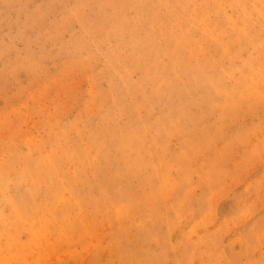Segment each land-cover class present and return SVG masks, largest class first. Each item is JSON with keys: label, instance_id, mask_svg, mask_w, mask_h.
Segmentation results:
<instances>
[{"label": "rangeland", "instance_id": "1", "mask_svg": "<svg viewBox=\"0 0 264 264\" xmlns=\"http://www.w3.org/2000/svg\"><path fill=\"white\" fill-rule=\"evenodd\" d=\"M0 179V264H264V0H0Z\"/></svg>", "mask_w": 264, "mask_h": 264}, {"label": "bare ground", "instance_id": "2", "mask_svg": "<svg viewBox=\"0 0 264 264\" xmlns=\"http://www.w3.org/2000/svg\"><path fill=\"white\" fill-rule=\"evenodd\" d=\"M250 5V4H249ZM190 12V11H189ZM122 32V31H121ZM134 43V42H133ZM164 43V42H163ZM181 45V44H180ZM180 49V48H179ZM88 50V49H87ZM155 53V52H154ZM168 54V53H167ZM176 54V53H175ZM153 55V54H152ZM173 57V56H172ZM157 58H159V57H157ZM145 59V58H144ZM172 59V58H171ZM190 59V58H189ZM141 60V59H140ZM151 61V60H150ZM171 61V60H170ZM175 61V60H174ZM164 62V61H163ZM146 63V62H145ZM178 63V62H177ZM138 64V63H137ZM158 64H160V63H158ZM131 65V64H130ZM144 65V64H143ZM142 65V66H143ZM132 66V65H131ZM181 66V65H180ZM123 67V66H122ZM144 67V66H143ZM148 67V66H147ZM163 67V66H162ZM176 67V66H175ZM154 68V67H153ZM184 69V68H183ZM113 70V69H112ZM124 70V69H123ZM156 72V71H155ZM150 74H151V72H149ZM153 74H155L154 72H153ZM172 78V77H171ZM178 79V78H177ZM140 80V79H139ZM148 80H149V77H148ZM150 81V80H149ZM152 81V80H151ZM166 81V80H165ZM244 81V80H243ZM150 83V82H149ZM155 83V82H154ZM179 83V82H178ZM153 85V84H152ZM181 86V85H180ZM162 87H163V85H162ZM243 87V86H242ZM151 88V87H150ZM240 90V89H239ZM167 91V90H166ZM151 93V92H150ZM154 93V92H153ZM155 98V97H154ZM158 98V97H157ZM163 98V97H162ZM177 98V97H176ZM111 100V99H110ZM154 100V99H153ZM144 102V101H143ZM155 102V101H154ZM220 102V101H219ZM171 103V102H170ZM172 105V104H171ZM102 106V105H101ZM237 111V110H236ZM112 112V111H111ZM227 112V111H226ZM175 114V113H174ZM208 114V113H207ZM155 115V114H154ZM213 117V116H212ZM168 121V120H167ZM95 122V121H94ZM170 122V121H169ZM171 124V123H170ZM136 127V126H135ZM190 127V126H189ZM78 129V128H77ZM192 129V128H191ZM217 131V130H216ZM60 133V132H59ZM84 133V132H83ZM82 134V133H81ZM62 136V135H61ZM78 136V135H77ZM146 136V135H145ZM137 137V136H136ZM138 139V138H137ZM72 141V140H71ZM73 142V141H72ZM158 143V142H157ZM166 143V142H165ZM48 144V143H47ZM162 144V143H161ZM62 145V144H61ZM66 145H68V144H66ZM162 146V145H161ZM188 146V145H187ZM46 148V147H45ZM51 148V147H50ZM67 148V147H66ZM165 151V150H164ZM46 152V151H45ZM48 152V151H47ZM104 153V152H103ZM48 154V153H47ZM118 154V153H117ZM63 155V154H62ZM101 155V154H100ZM154 155V154H153ZM46 156V155H45ZM123 156V155H122ZM167 156V155H166ZM69 162V161H68ZM139 162V161H138ZM38 163V162H37ZM51 164V163H50ZM116 165V164H115ZM117 166V165H116ZM141 167V166H140ZM78 168V167H77ZM133 168V167H132ZM154 168V167H153ZM121 169V168H120ZM78 170V169H77ZM109 171V170H108ZM3 172V171H2ZM5 172V171H4ZM145 172V171H144ZM90 173V172H89ZM6 174H7V172H6ZM10 174V173H9ZM91 174V173H90ZM105 174V173H104ZM63 175V174H62ZM56 176V175H55ZM80 176V175H79ZM128 176V175H127ZM106 177V176H105ZM4 178V177H3ZM62 178V177H61ZM31 179V178H30ZM80 179V178H79ZM92 179V178H91ZM104 179V178H103ZM111 179V178H110ZM116 179V178H115ZM120 179V178H119ZM1 180V179H0ZM27 180V179H26ZM73 180V179H72ZM100 180V179H99ZM98 180V181H99ZM170 180V179H169ZM111 181V180H110ZM121 181V180H120ZM123 181V180H122ZM143 181H145V180H143ZM24 182V181H23ZM35 182V181H34ZM57 182V181H56ZM90 182V181H89ZM105 182V181H104ZM135 182V181H134ZM40 183V182H39ZM58 183V182H57ZM108 183V182H107ZM118 183V182H117ZM1 184V183H0ZM28 184V183H27ZM2 185V184H1ZM70 185V184H69ZM112 185V184H111ZM18 186V185H17ZM149 186V185H148ZM184 186V185H183ZM10 187V186H9ZM111 187V186H110ZM115 187V186H114ZM66 188V187H65ZM112 188V187H111ZM4 189V188H3ZM49 189H51V188H49ZM55 189V188H54ZM70 189V188H69ZM80 189V188H79ZM40 190V189H39ZM117 190V189H116ZM152 190H154V189H152ZM122 191V190H121ZM4 192V191H3ZM79 192V191H78ZM54 193V192H53ZM73 193H74V191H73ZM118 193V192H117ZM3 194V193H2ZM28 194V193H27ZM36 194V193H35ZM41 194V193H40ZM55 194V193H54ZM82 194V193H81ZM98 194V193H97ZM148 194V193H147ZM172 194V193H171ZM26 195V194H25ZM24 195V196H25ZM96 195V194H95ZM8 196V195H7ZM51 196V195H50ZM127 196H128V194H127ZM122 197V196H121ZM128 197H126V199H127ZM50 199V198H49ZM96 199H98V198H96ZM125 199V198H124ZM63 200V199H62ZM66 200V199H65ZM143 200V199H142ZM154 200V199H153ZM79 201V200H78ZM97 201V200H96ZM117 201V200H116ZM122 201V200H121ZM98 202V201H97ZM135 202V201H134ZM1 203V202H0ZM36 203V202H35ZM44 203V202H43ZM116 203V202H115ZM37 204V203H36ZM40 204V203H39ZM102 204V203H101ZM126 204V203H125ZM14 205V204H13ZM38 205V204H37ZM130 205H131V203H130ZM25 207V206H24ZM135 207V206H134ZM137 207V206H136ZM144 207V206H143ZM11 208V207H10ZM14 208V207H13ZM52 208V207H51ZM120 208V207H119ZM36 209H37V207H36ZM140 210V209H139ZM15 211V210H14ZM39 211V210H38ZM97 211V210H96ZM34 212V211H33ZM48 212V211H47ZM104 213V212H103ZM106 213V212H105ZM109 213V212H108ZM128 213V212H127ZM127 213H126V215H127ZM17 214V213H16ZM98 214V213H97ZM49 215V214H48ZM96 215V214H95ZM145 215V214H144ZM17 216V215H16ZM104 216H105V214H104ZM116 216V215H115ZM119 216V215H118ZM149 216V215H148ZM95 217V216H94ZM23 218V217H22ZM21 218V219H22ZM44 218V217H43ZM50 218V217H49ZM133 218V217H132ZM55 219V218H54ZM53 219V220H54ZM59 219V218H58ZM104 219V218H103ZM138 219V218H137ZM18 220H19V218H18ZM124 220V219H123ZM171 220V219H170ZM19 221H21V220H19ZM160 222V221H159ZM13 223V222H12ZM71 223V222H70ZM142 223V222H141ZM65 224V223H64ZM63 224V225H64ZM74 224V223H73ZM86 224V223H85ZM111 224V223H110ZM125 224V223H124ZM112 225V224H111ZM11 226H12V224H11ZM68 226V225H67ZM154 226V225H153ZM137 227V226H136ZM151 227V226H150ZM92 228V227H91ZM172 228V227H171ZM112 229V228H111ZM135 229V228H134ZM129 230V229H128ZM123 233V232H122ZM141 233H142V231H141ZM8 234V233H7ZM66 234V233H65ZM85 234V233H84ZM154 234V233H153ZM168 234V233H167ZM67 235V234H66ZM165 236H166V234H164ZM111 238V237H110ZM119 238V237H118ZM155 240V239H154ZM31 241V240H30ZM117 241V240H116ZM142 241V240H141ZM141 244V243H140ZM121 245V244H120ZM54 247V246H53ZM61 247V246H60ZM140 247V246H139ZM121 248V247H120ZM119 249V248H118ZM51 250V249H50ZM55 253V252H54ZM133 254H134V252H133ZM39 255V254H38ZM124 255V254H123ZM161 255V254H160ZM164 255V254H163ZM139 257V256H138ZM12 260V259H11ZM114 260V259H113ZM125 261V260H124ZM153 261V260H152Z\"/></svg>", "mask_w": 264, "mask_h": 264}]
</instances>
